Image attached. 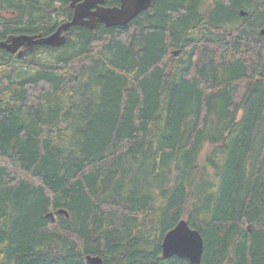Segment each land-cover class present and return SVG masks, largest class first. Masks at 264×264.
Here are the masks:
<instances>
[{
	"label": "trees",
	"instance_id": "16d2710c",
	"mask_svg": "<svg viewBox=\"0 0 264 264\" xmlns=\"http://www.w3.org/2000/svg\"><path fill=\"white\" fill-rule=\"evenodd\" d=\"M71 15L0 0V40ZM262 28L264 0H152L126 26L0 48V264H190L161 257L183 218L200 264H264Z\"/></svg>",
	"mask_w": 264,
	"mask_h": 264
},
{
	"label": "water",
	"instance_id": "95a60500",
	"mask_svg": "<svg viewBox=\"0 0 264 264\" xmlns=\"http://www.w3.org/2000/svg\"><path fill=\"white\" fill-rule=\"evenodd\" d=\"M73 14L71 19L61 23L55 32L47 37L41 35L10 34L0 47L11 54L20 56L24 50H31L35 45L60 46L65 43V36L61 31H67L71 25H86L93 28L97 21H104L107 26H126L140 12L148 9L151 0H119V6H101L105 0H70ZM95 10L91 11V8ZM240 14H245L240 11ZM263 32V31H262ZM58 213L65 216L64 209ZM52 217V213L48 214ZM53 218V217H52ZM162 255L164 259L173 255L189 259L192 264H199L203 250V240L198 230L191 228L185 219L180 220L172 229L167 231L162 239ZM88 264H102L99 256L86 255Z\"/></svg>",
	"mask_w": 264,
	"mask_h": 264
},
{
	"label": "bare ground",
	"instance_id": "6f19581e",
	"mask_svg": "<svg viewBox=\"0 0 264 264\" xmlns=\"http://www.w3.org/2000/svg\"><path fill=\"white\" fill-rule=\"evenodd\" d=\"M151 2H152V0H151ZM151 2H150V4H151ZM70 4H71V1L69 0V6H70V8H71V5H70ZM101 6H102V5H101ZM104 7H106V6H104ZM93 8H94V7H93ZM93 8H91V11L95 10V8H94V9H93ZM148 8H149V7H148ZM71 9H72V8H71ZM146 10H147V9H146ZM240 11H241V10H240ZM240 11H239V12H240ZM242 11H243V10H242ZM72 14H73V9H72ZM241 15H242V14H241ZM243 15H244V14H243ZM71 16H72V15H71ZM68 20H70V19H68ZM68 20H65V21H68ZM65 21H63V22H65ZM63 22H61V23H63ZM61 23H60V24H61ZM100 23H102V24H104L105 26H107V25L105 24L104 21H97V23L94 25L93 28L88 27V26H86V25H81V26H84V27H86V28H88V29H94V28H95L98 24H100ZM60 24H59V25H60ZM59 25H58V26H59ZM72 26H75V25H71L70 27H72ZM119 26H120V25H115V26H111V25H110V26H107V27H119ZM70 27H69V28H70ZM120 27H122V26H120ZM57 28H58V27H57ZM57 28H56V29H57ZM56 29H55L53 32H55ZM68 30H69V29H68ZM68 30H67V31H68ZM67 31H65V32H64V31H61V33H60L61 35H64V36H65V40H66V32H67ZM260 31H261V33H264V28H262ZM262 31H263V32H262ZM53 32H51L50 34H52ZM50 34H48V35H42L41 33H37V34H33V35H41L42 37H44V36L47 37V36H49ZM28 35H29V34H28ZM0 41H3V40H0ZM47 46H49V45H47ZM60 46H61V45H60ZM51 47H59V46H51ZM0 48H1V47H0ZM176 53H177V52H175L174 54H176ZM20 56H21V55H20ZM188 98H189V97H188ZM116 160H117V159H116ZM161 180H162V179H161ZM163 184H164V183H163ZM162 186H163V185H162ZM140 199H141V198H140ZM145 201H146V200H145ZM52 217H53V215H52ZM52 217H51V218H52ZM52 219H53V218H52ZM183 219H184V218H183ZM180 220H182V219H180ZM180 220H179V221H180ZM185 220H186V219H185ZM179 221H178V222H179ZM186 221H187V220H186ZM178 222H177V223H178ZM249 228H250V226L248 225V226H247V229H249ZM168 231H169V230H168ZM200 236H201V234H200ZM162 239H163V238H162ZM202 240H203V239H202ZM161 244H162V241H161ZM88 255H89V254H88ZM161 255H162V246H161ZM90 256H98V255H90ZM173 256H177V255H173ZM171 257H172V256H171ZM178 257H179V256H178ZM201 257H202V256H201ZM100 258H101V257H100ZM181 258H184V257H181ZM85 259H86V255H85ZM185 259H187V258H185ZM101 260H102V259H101ZM187 260L189 261V259H187ZM200 261H201V259H200ZM86 262H87V261H86ZM189 263H190V261H189ZM190 264H192V263H190ZM199 264H200V263H199Z\"/></svg>",
	"mask_w": 264,
	"mask_h": 264
},
{
	"label": "flooded vegetation",
	"instance_id": "af4514ba",
	"mask_svg": "<svg viewBox=\"0 0 264 264\" xmlns=\"http://www.w3.org/2000/svg\"><path fill=\"white\" fill-rule=\"evenodd\" d=\"M117 4L116 5H113V6H119V0H117ZM106 3V0H105V2L102 4V6H106V7H113V6H110V5H108V4H105ZM150 6H151V4H150ZM150 6H149V8H150ZM94 9V8H93ZM70 19H71V17H70ZM65 21V20H64ZM107 27V26H106ZM25 51V50H24ZM24 51H23V53H24ZM22 53V54H23Z\"/></svg>",
	"mask_w": 264,
	"mask_h": 264
},
{
	"label": "rangeland",
	"instance_id": "374dc122",
	"mask_svg": "<svg viewBox=\"0 0 264 264\" xmlns=\"http://www.w3.org/2000/svg\"><path fill=\"white\" fill-rule=\"evenodd\" d=\"M173 53H175V52L173 51Z\"/></svg>",
	"mask_w": 264,
	"mask_h": 264
}]
</instances>
